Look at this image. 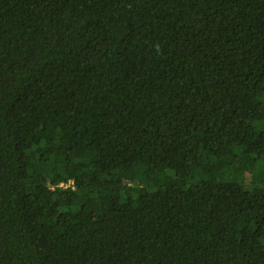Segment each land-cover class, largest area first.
I'll return each mask as SVG.
<instances>
[{"label": "trees", "instance_id": "1", "mask_svg": "<svg viewBox=\"0 0 264 264\" xmlns=\"http://www.w3.org/2000/svg\"><path fill=\"white\" fill-rule=\"evenodd\" d=\"M0 264H264V0H0Z\"/></svg>", "mask_w": 264, "mask_h": 264}, {"label": "built area", "instance_id": "2", "mask_svg": "<svg viewBox=\"0 0 264 264\" xmlns=\"http://www.w3.org/2000/svg\"><path fill=\"white\" fill-rule=\"evenodd\" d=\"M62 185H64V184L62 183Z\"/></svg>", "mask_w": 264, "mask_h": 264}]
</instances>
